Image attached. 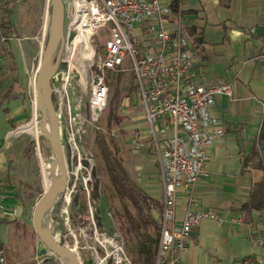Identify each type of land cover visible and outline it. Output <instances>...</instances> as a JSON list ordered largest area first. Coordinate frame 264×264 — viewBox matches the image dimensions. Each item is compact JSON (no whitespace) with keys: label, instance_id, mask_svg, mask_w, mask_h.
<instances>
[{"label":"built area","instance_id":"built-area-1","mask_svg":"<svg viewBox=\"0 0 264 264\" xmlns=\"http://www.w3.org/2000/svg\"><path fill=\"white\" fill-rule=\"evenodd\" d=\"M5 1L0 0V8ZM173 2L70 0L60 60L51 79L58 118L66 115L68 127L79 133L85 123H98L107 107L108 73H133L162 184L160 238L153 264H183L192 231L208 221L224 223L214 211H194L192 200L182 220H176L178 191L191 190L206 174V148L222 135L219 129L207 134L214 125L210 109L217 96L231 97L232 89L226 83L195 82L200 52L184 30L181 15L173 13ZM9 39L0 29V66ZM41 56L29 75L33 89ZM73 84L79 90L76 95L71 93ZM86 209L83 222L70 230L80 264H131L122 235L99 230L89 198ZM0 217L16 221L20 211L1 207ZM259 245L264 247V236ZM0 264H6L2 253Z\"/></svg>","mask_w":264,"mask_h":264},{"label":"crops","instance_id":"crops-1","mask_svg":"<svg viewBox=\"0 0 264 264\" xmlns=\"http://www.w3.org/2000/svg\"><path fill=\"white\" fill-rule=\"evenodd\" d=\"M31 2L42 6V13L37 12L35 25L19 40L17 47L11 45L10 32L7 47L14 69L10 68L7 58L0 66V107L6 106L8 119L20 117L24 89L28 87L32 67L42 54L50 27L51 0ZM180 10L186 33L190 36L188 31L195 30L201 41L196 46L200 57L195 63V82L204 86L226 83L232 89L231 97L217 96L210 109L214 125L207 134L212 136L219 129L222 135L215 137L206 148L209 157L206 174L191 190L178 191L176 209V220L180 222L192 200L194 211H214L224 223L208 221L195 228L182 263L200 264L204 250V257H209L207 254L211 251L221 256L212 264H228L225 263L227 256L241 261L248 257L252 264H263L264 247H260L259 239L264 236V209L255 212L249 223L240 209L253 185L264 177V171L257 168L259 161L264 162V144H258L264 111V0H180ZM17 51L20 56L16 55ZM14 151L9 147L0 149V208H18L20 218L16 221L26 224L16 201L22 192L21 185L31 186L33 174L24 157V146ZM154 181L153 185L138 186L149 196L148 191L152 192L155 195L152 198L161 202L160 175ZM5 221L0 217V223L9 224ZM245 229L249 232L247 245L241 248V234ZM1 243L4 248L6 244Z\"/></svg>","mask_w":264,"mask_h":264},{"label":"rangeland","instance_id":"rangeland-1","mask_svg":"<svg viewBox=\"0 0 264 264\" xmlns=\"http://www.w3.org/2000/svg\"><path fill=\"white\" fill-rule=\"evenodd\" d=\"M63 1L67 12L70 0ZM0 9L2 10L1 22L5 13L4 9ZM42 10V6H35L31 0L24 2L19 0L15 3L9 17L13 47H17L19 40L23 39L25 34H29V28L35 25V20L38 18L37 12L41 15ZM41 23L42 21L39 20V27ZM26 26L28 29H25ZM16 55L20 56V53L17 51ZM134 85L133 73L129 70L124 71L117 88L110 87L108 104L99 122L93 126L85 123L83 130L79 133L72 132L68 127L66 115L58 118L68 185L63 194L48 204L41 219L44 232L57 243L65 244L73 249L74 240L70 236V230L77 229L83 222L86 213H80L79 204L85 202L88 205V198L94 202L99 230L113 233L118 229L108 210L106 187L109 186V182L95 145L98 132L113 140V149L137 184L144 186L156 183L154 180L159 175L155 150L150 142L143 106L137 92L133 91ZM24 91L20 117L8 119V113L5 112L6 106L0 107V149L9 147L11 151H16L24 146V157L29 165L30 173L33 174L31 186L21 185L22 192L16 201L17 206L22 209L21 219L26 224L17 221H5L9 224L0 223V240L6 244L2 255L6 264H12L13 261V264H66L61 256L51 253L40 242L32 225L33 209L44 191L50 187L49 174L53 173L58 165L47 131L49 122L46 120L45 104L42 101L43 85L38 84L37 80L34 89L28 86ZM71 93L72 95L79 93L75 84L71 87ZM84 102L87 103V97H84ZM72 104L76 106L77 101H73ZM111 113L120 120H110ZM87 114L86 119H88ZM35 121L38 134L34 135L26 130L21 132L24 128L33 127ZM58 172H60L59 168ZM148 192L151 197L155 196L152 192ZM75 196L78 197L77 202L73 201ZM65 210L67 214L63 212ZM155 217H157L156 213ZM9 228H11L10 232ZM248 233L246 229L242 231L241 248L247 245ZM204 253L206 252L203 250L200 264H212L221 257L214 251L208 252L209 257H204ZM235 260L237 259L232 260V257L227 256L225 263L229 264L233 261L231 264H252Z\"/></svg>","mask_w":264,"mask_h":264},{"label":"trees","instance_id":"trees-1","mask_svg":"<svg viewBox=\"0 0 264 264\" xmlns=\"http://www.w3.org/2000/svg\"><path fill=\"white\" fill-rule=\"evenodd\" d=\"M17 0H7L3 3L5 16L0 22L1 32L9 37L11 28L7 22L10 12L15 6ZM172 10L174 14L183 15L180 10V0H174ZM196 46L201 44V41L196 37L195 30L188 31ZM48 35L44 43L46 47ZM5 57L9 62L10 68L14 69L13 58L8 47L4 51ZM58 51L55 53L52 64L55 63ZM123 72H109L107 83L110 87L118 86ZM133 91L137 92L136 85L133 86ZM55 103V99L52 96ZM110 120L119 121L113 113L110 115ZM258 144H264V111L261 118L260 128L258 132ZM95 145L99 153V158L102 161L105 176L109 182L106 187V196L108 202V210L113 216V220L118 226V231L123 238L126 253L131 264H153L156 252L158 249L160 238V218L155 217L161 214L162 205L157 199L149 196L142 190L138 184L131 178L124 168L116 151L113 149L114 142L110 137L98 132L95 137ZM257 168L264 171V162L259 161ZM74 202L78 201L75 196ZM264 209V177L254 184L252 190L247 197V200L242 205L240 211L244 215V220L248 223L251 221L255 212H261ZM81 214L86 213V203L79 204ZM3 252V244L0 241V253ZM242 262H250V258L243 259Z\"/></svg>","mask_w":264,"mask_h":264},{"label":"water","instance_id":"water-1","mask_svg":"<svg viewBox=\"0 0 264 264\" xmlns=\"http://www.w3.org/2000/svg\"><path fill=\"white\" fill-rule=\"evenodd\" d=\"M65 4L63 0H51V17L48 32V40L45 49L43 48L41 61L38 72V84L43 85V94L45 100V115L49 122L50 132L48 133L51 142L53 154L60 171V182L57 185L49 187L44 191L38 202L36 203L32 214V225L34 232L40 242L53 254L63 258L66 256L71 264H80L75 252L65 244L57 243L52 240L43 230L41 219L42 213L48 204L59 195L66 191L68 185L67 169L64 157L63 146L61 142L59 120L56 112L55 104L52 98L51 79L55 74L60 55L62 51L64 26H65ZM58 51L54 64L52 59Z\"/></svg>","mask_w":264,"mask_h":264},{"label":"bare ground","instance_id":"bare-ground-1","mask_svg":"<svg viewBox=\"0 0 264 264\" xmlns=\"http://www.w3.org/2000/svg\"><path fill=\"white\" fill-rule=\"evenodd\" d=\"M44 100H45L44 94L42 93V101H44ZM25 130L27 132L33 133L34 135L35 134H38V129H37L36 121L34 122L33 127H31V128H24L22 131L21 130L20 131L21 132H24ZM47 131H48V133L50 132V128L49 127L47 128ZM60 179H61V176H60V172H58V166H57V167H55V171L53 173L49 174V186L52 187L54 185H57L60 182ZM63 259H64V261H65L66 264H71V261L66 256H63Z\"/></svg>","mask_w":264,"mask_h":264}]
</instances>
